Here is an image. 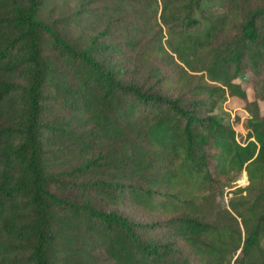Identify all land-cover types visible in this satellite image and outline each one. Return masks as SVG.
I'll return each mask as SVG.
<instances>
[{
  "label": "trees",
  "instance_id": "16d2710c",
  "mask_svg": "<svg viewBox=\"0 0 264 264\" xmlns=\"http://www.w3.org/2000/svg\"><path fill=\"white\" fill-rule=\"evenodd\" d=\"M45 2L0 0V264H264V115L214 113L264 101V0Z\"/></svg>",
  "mask_w": 264,
  "mask_h": 264
},
{
  "label": "rangeland",
  "instance_id": "374dc122",
  "mask_svg": "<svg viewBox=\"0 0 264 264\" xmlns=\"http://www.w3.org/2000/svg\"><path fill=\"white\" fill-rule=\"evenodd\" d=\"M78 1L79 0H46L43 13L46 16H48L49 14H56L68 18V15L74 13L75 9L77 8ZM52 10L53 12L51 13ZM123 28L124 26H121L120 31ZM70 31L73 36H77V34L72 29H70ZM213 55H214L213 52H208V51L200 52L193 60H191V64L195 66L197 69L202 68L204 65H206L207 62L211 60ZM145 69L147 70L146 72H148L149 69L152 71L153 69H159V73H164V74L165 72H168V68H166L163 65V61L160 58H156V57L148 59ZM186 72H188L190 75L199 76L201 74L198 72L197 73L190 71H186ZM175 76H176V72L172 70V72L169 73V79L166 83L167 88L173 87L177 90L179 87L183 86V82L177 79V77ZM240 82L246 88L247 100L244 102L236 98H227L217 105L214 113L217 114L221 119L225 120L226 122L233 124V127L235 128L236 132L239 135L243 136L245 132L238 124H235L236 118L243 120L248 117H257V114L259 116H263L264 101L255 99L253 95V89L251 87V81L249 78L242 77L240 78ZM248 185L249 182L247 179V175L243 171L234 180V182H232V184L223 191V193L216 192L206 202V207L210 211L218 210L235 219L236 223L238 224L239 230L241 232H243V226L241 225L240 220L236 218L234 212L232 211L230 207V201L233 202L239 197L237 190L247 188Z\"/></svg>",
  "mask_w": 264,
  "mask_h": 264
}]
</instances>
